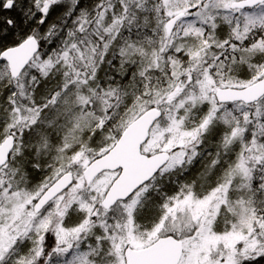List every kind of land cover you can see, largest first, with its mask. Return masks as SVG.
<instances>
[{
    "label": "snow or ice",
    "instance_id": "obj_1",
    "mask_svg": "<svg viewBox=\"0 0 264 264\" xmlns=\"http://www.w3.org/2000/svg\"><path fill=\"white\" fill-rule=\"evenodd\" d=\"M0 264H264V0H0Z\"/></svg>",
    "mask_w": 264,
    "mask_h": 264
}]
</instances>
